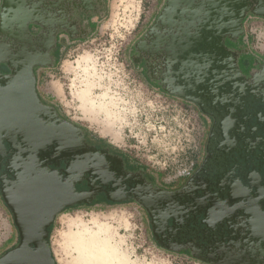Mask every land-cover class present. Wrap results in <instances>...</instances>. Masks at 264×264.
<instances>
[{
	"label": "rangeland",
	"instance_id": "obj_1",
	"mask_svg": "<svg viewBox=\"0 0 264 264\" xmlns=\"http://www.w3.org/2000/svg\"><path fill=\"white\" fill-rule=\"evenodd\" d=\"M97 1L99 6L89 15L90 23H84L82 35L60 34L58 53L55 56L53 49L48 53L50 65L34 67L37 91L90 141L112 145L133 167L146 169L152 183L174 187L201 161L210 119L191 99L160 88L142 61L154 58L142 51V42L149 41L166 0ZM25 2L49 13L42 0ZM1 5L2 0L0 12ZM58 24L52 19L46 20L45 28L35 24L39 30H30L33 43L39 46L49 39L51 46ZM4 37L0 34V39ZM244 40L264 61V17H248ZM228 49L239 64L238 48ZM82 89L95 107L110 114L86 110L79 97ZM59 165L60 161L51 162ZM186 171L190 173L185 175ZM148 223L149 215L137 201L102 199L58 213L47 239L55 264H77L71 236L85 227L109 228L112 242L136 264H214L161 246ZM18 242L13 216L0 194V255Z\"/></svg>",
	"mask_w": 264,
	"mask_h": 264
},
{
	"label": "flooded vegetation",
	"instance_id": "obj_2",
	"mask_svg": "<svg viewBox=\"0 0 264 264\" xmlns=\"http://www.w3.org/2000/svg\"><path fill=\"white\" fill-rule=\"evenodd\" d=\"M42 1L49 6V13L43 14L44 19L59 23L58 27L54 26L56 37L62 33L71 37L81 36L84 23L99 6L96 0ZM176 1L171 20L201 22L204 19L205 6L199 4L200 0ZM236 1L239 6L233 5L234 8L229 9L232 12L230 19L241 17L242 9L241 22L250 16L264 17V0H243L244 5L240 4L242 0ZM199 25L192 33L208 35V30ZM29 28L33 32L39 30V26L30 25ZM157 29L158 32L161 30ZM228 35L232 34H220L222 37ZM51 50L50 47L49 52ZM200 50L195 45L189 49V55L198 56ZM214 52L223 58L226 54L231 55L233 62L214 64L198 60L204 70L203 78L201 82L193 83L195 74H191L188 77L191 84L184 82L182 74L173 75L174 68L167 71L162 68L157 58L142 60L160 88L191 99L210 119L203 157L185 177L183 185L164 189L152 183L144 168L133 167L122 152L102 140L90 141L83 132L86 146L104 157L108 182L100 184L93 174L86 172L73 183V188L74 192L95 189L89 203L102 199L110 202L137 201L149 215V228L154 239L163 247L189 253L195 259L214 264H264V65L249 73L261 74L258 78L261 82L256 79L254 83L253 78L243 76L235 53L223 48H216ZM48 59L51 61V57ZM224 66H230V69L215 71L217 67L220 70ZM5 72L8 68L0 64V73L3 75ZM35 91L41 103L61 117L57 109L41 97L36 81ZM57 161H60L59 166H51L50 160L41 169L63 176L68 160ZM4 163L0 162V176L7 174ZM6 177L13 178L11 174ZM108 194L112 199L107 198ZM83 204L87 203L72 206Z\"/></svg>",
	"mask_w": 264,
	"mask_h": 264
},
{
	"label": "water",
	"instance_id": "obj_3",
	"mask_svg": "<svg viewBox=\"0 0 264 264\" xmlns=\"http://www.w3.org/2000/svg\"><path fill=\"white\" fill-rule=\"evenodd\" d=\"M199 2L205 6L201 22L173 21L170 16L177 1L168 0L154 30L149 32L148 43L142 42V51L159 59L166 71L174 68L173 75L182 74L184 82L191 74H195L194 83L202 81L204 70L198 60L232 63L231 55L219 57L214 49H228L220 34L231 33L228 36L234 40L241 31L244 10L236 20L230 19L229 11L238 1ZM39 8L25 0H2L1 5L0 34L5 37L0 39V64L6 65L8 72L0 73V162H5L4 170L13 178H7V174L0 176V193L13 216L19 242L0 256V264H55L47 239L50 223L63 208L89 203L96 191L74 192L73 183L86 172L93 174L100 184L108 182L105 159L86 146L83 131L55 115L36 94L33 69L50 65L49 48L55 45L54 35L51 46L49 39L36 46L30 38V25L45 28L46 20ZM197 24L209 34L192 33ZM157 27L161 28L159 32ZM195 45L201 48L199 58L189 55V49ZM222 69L230 66L220 70L217 67L215 71ZM252 78L256 83L258 74ZM60 159L68 160L63 176L41 169L46 162ZM107 198L112 199V195Z\"/></svg>",
	"mask_w": 264,
	"mask_h": 264
},
{
	"label": "bare ground",
	"instance_id": "obj_4",
	"mask_svg": "<svg viewBox=\"0 0 264 264\" xmlns=\"http://www.w3.org/2000/svg\"><path fill=\"white\" fill-rule=\"evenodd\" d=\"M87 90L82 89L79 97L86 110L94 114L102 111L109 115V111L100 107H95L87 96ZM89 103V105H88ZM74 249L77 251V264H136L131 262L128 257L121 252L116 243L112 242L110 229L106 227L92 231L85 227L84 230L71 236ZM75 261V262H76Z\"/></svg>",
	"mask_w": 264,
	"mask_h": 264
},
{
	"label": "crops",
	"instance_id": "obj_5",
	"mask_svg": "<svg viewBox=\"0 0 264 264\" xmlns=\"http://www.w3.org/2000/svg\"><path fill=\"white\" fill-rule=\"evenodd\" d=\"M167 0L165 1L166 4ZM241 5H244V1L242 0V2L240 3ZM164 5V4H163ZM162 12V11H160ZM251 17V16H250ZM249 17V18H250ZM258 17V16H255ZM225 21V20H224ZM88 22L90 23V19L88 20ZM247 28H248V18L243 19L242 21V25H241V31L237 33L236 35V39L231 40L229 36L224 37V42L225 44L229 47V48H238V59H240V61L238 62L239 67L242 69L243 71V76L246 78H252V75H249V73H253L254 71L258 70V67L262 64H264V61H260L259 59H257V57L254 56V52L250 49V47L248 46V43L245 42L244 38L246 36L247 33ZM60 37V35H59ZM55 36V45L54 48L53 46L51 47L53 49V53L56 56V54L58 53L59 50V43H58V38ZM236 44L235 46H233V43ZM56 59V58H55ZM235 60H236V55H235ZM54 66H50V68H52ZM34 70V69H33ZM250 70V71H249ZM252 70V71H251ZM35 74V73H34ZM248 75V76H247ZM255 75V74H254ZM261 77V74H258V78ZM259 83L261 82V80H258ZM146 171V169H145ZM146 174H148V172L146 171ZM183 181H181L178 184H175V187L180 186L182 184ZM183 185V184H182ZM1 194V193H0ZM149 224V223H148ZM15 247V246H14ZM13 248V247H12ZM11 249V248H10ZM9 249V250H10ZM8 251V250H7ZM5 253V252H4ZM1 256V255H0Z\"/></svg>",
	"mask_w": 264,
	"mask_h": 264
},
{
	"label": "built area",
	"instance_id": "obj_6",
	"mask_svg": "<svg viewBox=\"0 0 264 264\" xmlns=\"http://www.w3.org/2000/svg\"><path fill=\"white\" fill-rule=\"evenodd\" d=\"M190 172L189 171H186L185 175H188Z\"/></svg>",
	"mask_w": 264,
	"mask_h": 264
},
{
	"label": "trees",
	"instance_id": "obj_7",
	"mask_svg": "<svg viewBox=\"0 0 264 264\" xmlns=\"http://www.w3.org/2000/svg\"><path fill=\"white\" fill-rule=\"evenodd\" d=\"M30 29V28H29Z\"/></svg>",
	"mask_w": 264,
	"mask_h": 264
}]
</instances>
